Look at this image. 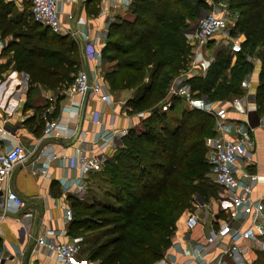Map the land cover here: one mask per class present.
Here are the masks:
<instances>
[{
  "label": "trees",
  "instance_id": "1",
  "mask_svg": "<svg viewBox=\"0 0 264 264\" xmlns=\"http://www.w3.org/2000/svg\"><path fill=\"white\" fill-rule=\"evenodd\" d=\"M168 0H133L130 10L135 15L133 22H113L108 30L107 39L102 58L116 60L115 57L107 58L103 52L111 54V50L121 47L117 56L127 54L133 49L145 48L146 64H151L149 54L152 50V36L150 20L155 17V12L161 10V22L166 13L164 4ZM176 4L182 9L187 6L196 8L197 3L192 0H177ZM230 8H238L236 20L240 31L245 36L244 44L252 50L260 46L261 67L259 82L254 94L256 111L264 114V0H231ZM12 8L0 0V31L3 35L13 34L14 39L8 44L9 51H13L14 68L28 75L29 87L41 84L49 88L63 89L65 82H69L78 73L81 64L80 49L76 41L68 36L52 33L48 28L35 22L31 13L25 16H10ZM165 26L167 23L163 20ZM162 26V25H160ZM169 26V24H168ZM119 31L112 39L113 28ZM165 32V31H163ZM184 44V43H183ZM163 48V45H162ZM217 49H229L219 45ZM214 53L213 67H219L228 62L226 59L216 58L221 53ZM243 50L237 54L242 53ZM236 54V55H237ZM179 56V53H178ZM239 70L235 77L227 82H221L214 87V80L221 75V69L210 72L207 81L197 79L192 83L194 98L199 96L207 102H220L231 97L241 96L242 81L251 71V63L245 58L239 61ZM116 68L120 64L116 63ZM132 67V64L124 63ZM164 63L158 64L155 71L150 73L147 83L138 84L136 72L129 71L123 78L113 70L104 80L108 82L111 90L124 88L136 89L135 96L130 101L133 110L149 111L143 120L142 132L133 129L121 139L119 144L108 159V166L104 168L109 174L110 181L119 186L118 205L101 206L94 209L92 216L85 210L93 207L92 203L84 204L74 197H69L76 210L72 216V231L74 236L86 232L96 231L103 227H113L116 234L110 240L95 243L97 238L89 241L92 245L85 249L88 259L95 264H153L160 260L166 249L160 248L159 239L168 238L173 234L174 228L164 229V222L153 224L150 217L139 219V208L159 202L162 197L171 196L176 208L188 207V201L195 194L203 200L218 199L219 189L210 180L211 163L206 158L204 145L205 136L214 135V117L199 107L185 108L175 125H167V113L159 111V103L167 95L171 76H164L156 81ZM174 71L179 69L173 67ZM221 68V67H220ZM215 75V77H213ZM110 77V78H109ZM214 78L213 80H209ZM191 82V81H190ZM214 87V88H213ZM177 101H174V105ZM172 105V108L173 106ZM158 107L156 112H151ZM171 108V109H172ZM124 140H130L129 146L123 147ZM148 147H146V146ZM147 156V165L141 163L142 157ZM115 174H112V170ZM146 176V177H145ZM125 199L126 203H121ZM180 205V206H179ZM166 206H168L166 204ZM221 215V211L218 212ZM90 217V218H89ZM93 221V222H92ZM173 225V222H170ZM169 223V224H170ZM132 226V229L129 227ZM261 264H264V253ZM257 263V262H256Z\"/></svg>",
  "mask_w": 264,
  "mask_h": 264
},
{
  "label": "crops",
  "instance_id": "2",
  "mask_svg": "<svg viewBox=\"0 0 264 264\" xmlns=\"http://www.w3.org/2000/svg\"><path fill=\"white\" fill-rule=\"evenodd\" d=\"M1 2L12 8L10 16L19 17L30 14L29 0H1ZM102 8L101 0H62L60 20L64 29L76 27L93 39L106 28L107 19ZM69 14L74 17L73 21L68 20ZM61 36H68L76 41L81 55L79 71L86 70L92 74L96 66L95 60L88 54L92 47L87 41L77 40L70 34L64 33ZM13 40L17 41L13 34L3 35L0 31V150L8 148L13 143H18L26 151L38 145V151L34 157L18 164L9 179V185L24 199L25 207L18 210L13 206L8 207L7 216L0 222V252L9 256L7 264H22L28 250L27 264H58L51 252L36 244V238L43 236L56 242H67L75 238H79L80 241L85 239V237L73 235L72 219L66 220L65 211L68 208L74 209L69 199L71 196L84 204L91 202L87 200V196L92 192L91 186L95 180L93 175L98 172L88 174L84 191L79 193L74 186L69 187L67 191L66 183L72 182L78 176V171L70 167L69 158L78 149L99 152L98 134L105 129L114 128L117 131L126 129L124 136L131 129L137 132L143 130V120L149 115V111L136 112L133 110L130 104L136 93V89L133 88L116 89L113 94L107 91L110 98L108 103H102L96 94L88 93L80 133L75 142L70 143L73 135L67 137V134L65 135L62 131L64 129L76 130L84 96L69 98L63 94V89L49 88L41 84H34L30 88L28 75L25 73L27 75L25 78L24 72L14 68L13 51L7 50L8 44ZM105 41L104 39L97 41L96 48L100 52L103 50ZM255 60L254 57H250L253 66L244 80L243 94L226 100L231 101L236 97H241V101L248 110L255 109L254 94L259 82L260 67ZM102 62L101 54L97 68L98 79L108 90L103 77L104 62ZM105 64L109 71L115 66L113 62ZM176 104L166 112L171 114L170 125L177 123L184 110L182 108L178 113L173 112ZM96 110L101 113L98 124L91 121V115ZM140 112H145L146 115L139 117ZM227 112L228 119L220 130L214 123V135L233 138L238 130L248 131L252 158L250 161L239 159L232 170L238 179L252 186L250 193L252 199H264V120H261L259 127L251 129L246 122V113H242L238 105L228 106ZM112 120L113 127L110 125ZM49 121L56 122L58 130L52 138L40 140L43 128ZM115 148L106 152L107 159L110 158ZM37 154L40 155L36 162L39 170H33L32 161ZM50 155L55 157L51 158ZM43 166H45V173L40 171ZM225 196V193L219 194L220 199H225ZM197 214L198 224L190 230L185 226V219L180 224L178 223L171 246L163 257L153 264H164L165 261L171 264H196L192 258L194 247L203 246L206 243V237L217 230L223 221H231L234 228L246 229L252 226L258 240L264 244V226L261 225V219H256V224L253 222L252 215L243 214L230 219V208L227 203L221 210L220 216H212L208 210ZM229 244V239L225 237L219 245L207 251L205 260L207 262L215 260L221 254L223 247ZM176 245L180 248L177 249ZM239 245L242 246L240 247L242 251L236 250L232 257H226L225 264H256L259 255L264 253L253 240L242 241ZM183 249L188 252H183ZM76 260L80 263L83 261L95 263L85 254L82 256L78 254Z\"/></svg>",
  "mask_w": 264,
  "mask_h": 264
},
{
  "label": "built area",
  "instance_id": "3",
  "mask_svg": "<svg viewBox=\"0 0 264 264\" xmlns=\"http://www.w3.org/2000/svg\"><path fill=\"white\" fill-rule=\"evenodd\" d=\"M103 4V14L106 16V28L101 31L99 35L93 39L89 38L86 32H80L76 27H70L68 30L64 29L60 20V5L62 0H29L30 13L33 20L40 25L48 28L52 33L62 35L64 33L70 34L77 40H85L91 46L89 51L90 57L95 60V69L90 74L86 70L79 71L71 81L65 82L63 87V94L67 97H83L87 93H93L98 96L99 101L108 103L110 101L107 93V88L104 83L98 79L97 68L100 64L101 52L96 48L97 41L100 39H107L108 27L112 24L115 17L127 12L133 0H101ZM68 20L73 21L74 17L69 14ZM193 48L190 56V65L193 68H200L206 70L208 65L212 62V57L209 56L205 49L209 43L214 45L226 46L233 54L242 51V43L238 37H233L229 32L228 14L225 8L213 9L207 13L202 14L196 23L195 30L192 34ZM248 87V86H247ZM192 89L189 84L183 79H177L169 88L167 98L159 105V111L167 112L171 110L174 101L183 102L188 108L199 107L206 113L211 114L215 120L217 129L228 119V106L238 105L242 113H246L248 109L241 101V97H236L231 101L220 102H204L202 106H198L192 96ZM145 112L138 113L139 117H144ZM264 120V114L261 116ZM101 113L99 110L93 111L91 121L93 123H100ZM113 127V120L110 122ZM58 130V124L49 121L45 124L40 140H47L52 138L54 133ZM1 131V128H0ZM67 134V137L74 135L75 131H62ZM127 130H115L114 128L105 129L98 134V148L99 152H87L83 149H78L74 155L69 158V165L78 171V176L70 183H66L65 188L69 191V187L74 186L80 193L85 190V181L88 174L100 171L107 160L106 152L115 148L121 143L122 137ZM206 148L213 154V181L225 193V199H214L215 210L211 212L212 216L218 215V209L221 211L225 203L230 208V219L246 214L252 215L253 222L256 224V219H261V225L264 226V199L254 200L250 193L252 186L246 184L238 179L232 167L239 159L250 161L252 152L249 146L251 145L250 136L247 130H238L233 138H225L221 135L208 136L204 140ZM38 145L32 150L26 151L20 144L13 143L8 148L0 150V222L7 216V209L9 206L15 209H23L25 207L24 199L9 185V179L15 167L26 161L30 157H34L37 153ZM54 158V155H50ZM40 155L37 154L32 161L33 170H39L36 166ZM41 173H45V166L40 169ZM65 218L67 221L72 219L71 209H66ZM198 214L196 212H188L185 218V226L188 230L194 228L198 224ZM227 237L230 244L223 247L221 254L213 261L207 262L205 255L207 251L219 245L222 240ZM206 243L201 246H195L192 252V258L196 264H225L226 257H232L234 252L242 251L240 242L245 240H253L259 245V249L264 251V244H262L254 231L252 226L246 229L234 228L231 221H223L218 229L206 237ZM36 244L44 247L51 252L58 264H95L93 262H77V256L80 252V239L75 238L67 242H56L43 236L36 238ZM176 248L179 249L176 245ZM187 253V250H182ZM9 256L0 252V264H7ZM163 262V260H162ZM164 264H171L165 261Z\"/></svg>",
  "mask_w": 264,
  "mask_h": 264
},
{
  "label": "rangeland",
  "instance_id": "4",
  "mask_svg": "<svg viewBox=\"0 0 264 264\" xmlns=\"http://www.w3.org/2000/svg\"><path fill=\"white\" fill-rule=\"evenodd\" d=\"M176 1L177 0H168V2L164 4L166 13L163 16L164 17L163 20L165 21V23H167V26H165V24L162 23L163 20L161 22V16H162L161 10H157L155 12V17H153L149 22L150 25L152 26L151 28H154L155 30L152 36V44H153L152 50L149 54V57L151 59V64L150 65L146 64L144 47L133 49L127 54H124L122 56H117L122 51L120 47L115 50H111L110 52L111 54H109L108 52L106 53L103 52V56L105 57L108 56L107 58L110 57L112 58L116 56V60L114 61L113 60L107 61L108 59L105 60L104 58H102V61L104 62V63L102 62L103 77L107 79L108 77H106V75H108L109 72L113 70L114 72H116V74H119L123 78H125L127 77L129 71H132V72H136V74L138 75L139 79L137 83L143 84L149 81L150 73L155 71L157 65L164 63L161 73L156 78V81H158L160 78L164 76L163 73L167 72L170 73L169 75L171 76L170 86L174 84L175 81H177V79H183L191 87L192 83L195 84L198 82L197 79H202V82L205 83L208 80L207 75L210 72V69H212V72L221 69V75L216 80H214V87H215L218 84H221V82H227L231 80L233 77H235L237 71L239 70L238 64L240 59L245 58L249 63H251L250 57H254L256 59L255 61L257 62V64H259V67H261L260 54H258L260 51V46L257 45L255 48L250 50L248 44L243 43L245 41V36L240 31V26L237 25L236 22L238 18L237 15L238 8H230L231 0H192V2L197 3L196 8L187 6L185 9H182L181 5L178 6L176 4ZM220 8L222 9L225 8L227 10L229 32L233 37H238L241 40L243 52L236 55L233 53H229L227 49L225 50L217 49V45L209 43L205 51L209 56L212 57V62L208 65L206 70H202L200 68H193L190 65V56L193 48L192 34L193 31L195 30L197 19L204 13H207L213 9L219 10ZM114 19L115 21L113 22L118 21V23H120L121 21L133 22L135 20V15L129 9L127 12L118 15ZM113 31L114 32L111 37L112 39H115L116 34L114 33H117L119 31L118 27L113 28ZM219 50H220L219 53L221 54L216 58L226 59L228 60V62L222 64L219 67H213L212 63L215 60L214 53ZM117 61L120 64V67L116 68V66H113V69L109 71V68L108 66H106L105 63L113 62L116 65ZM125 62L127 64L131 63L132 67L129 68V66H124ZM175 66L179 67L177 71H174L173 67ZM252 66L253 64L251 65V68ZM213 77H215V75ZM213 79L214 78L211 77V79L209 80L211 81ZM244 80L241 83V88L244 86L245 83ZM105 83L108 85L107 81H105ZM107 91H109L110 94H113L114 90H111V88H109L108 86ZM192 93H193L192 96L194 98L195 95L194 93H198V92L193 91ZM166 98L167 95L165 99ZM165 99L161 101L159 104H162L165 101ZM203 100L207 102L205 98L200 99L199 96L194 98V101L198 106L203 105L204 103ZM182 108L185 109L186 106L183 102H179L176 104V108L173 110V112L178 113ZM170 118H171V114L167 113V119H168V122H166L167 125H170L171 123L169 122ZM142 129H145L144 125H142ZM142 131L143 130L139 131V133ZM206 137L208 136H205V138ZM122 138H124V136ZM129 141L130 140H124L123 147L129 146ZM120 145H121L120 147H122V143H120ZM206 155L208 161L211 163L212 166L214 162V156L207 148H206ZM108 159L105 161L103 168L93 175L95 180L93 185L91 186L92 192L89 193V196H87L88 197L87 200L91 201L90 203H92L93 207L91 209L85 210V213H87L90 216H92L91 212L94 209H97L101 206L118 205V199H116V197L120 193L119 186L110 181L109 174L107 173L108 170L107 171L104 170L106 166L108 169L111 168V166L107 165ZM148 161L149 158L147 156L146 157L143 156L141 163L143 165L145 164L147 165ZM211 171H212V167H211ZM112 172H113L112 174H115L114 169L112 170ZM209 177L210 180L214 183L212 173L209 174ZM216 186L219 189V194H223L224 192L221 190V188L218 185ZM171 196L162 197L159 202L153 203L152 205H148L145 207L142 206L138 210L139 211L138 221L142 220L144 217L145 218L150 217L152 218L151 222L153 224H156V222H164L165 224H163V227L166 230L172 229V227L174 228L173 234L170 237L159 239L158 241L160 248L166 249L165 253L173 242V237L178 223L180 224V222L184 221L188 212L203 213L204 211L208 210L209 214L211 215V212L214 211L215 210L214 208L216 207L214 202L218 203L216 200L212 198L211 199L209 198L208 200L207 199L203 200L199 196L193 194L191 200L188 201V207H185L183 209L182 208L178 209L176 208L175 203L171 201L172 200ZM121 203H126V200L123 199ZM166 204L168 206H166ZM71 211H72V215H75L76 210L71 209ZM217 211L219 212V209ZM171 221L173 222V225H171L170 223ZM132 228H133L132 226L129 227V229ZM115 235L116 234L114 233L113 227L111 226L103 227L101 229L92 232H86L85 234L80 235L81 237H85L86 239V242L85 239L84 240L82 239V241H80V252H83L82 254L86 255L87 252L84 250L88 249L92 245V243L89 242L92 239L95 240L97 238L98 240H96L95 243H101L105 240H110ZM82 254L79 253V255L81 256ZM261 261H263L262 256L258 257L256 264H261Z\"/></svg>",
  "mask_w": 264,
  "mask_h": 264
},
{
  "label": "water",
  "instance_id": "5",
  "mask_svg": "<svg viewBox=\"0 0 264 264\" xmlns=\"http://www.w3.org/2000/svg\"><path fill=\"white\" fill-rule=\"evenodd\" d=\"M24 77L26 78V74L24 73L23 74ZM87 96H88V93L84 96V101H83V105H82V109H81V112H80V115H79V121H78V125L76 127V130L74 132V135L72 137V139L70 140V143H74L76 138L78 137L79 133H80V130H81V124H82V121H83V118H84V112H85V105H86V99H87ZM158 110V107H154L151 112H156ZM261 115L256 111V109H250L246 112V122L248 124V126L251 128V129H255L257 127L260 126L261 124ZM28 253H29V250L28 252L24 255V258H23V261H22V264H27L28 262Z\"/></svg>",
  "mask_w": 264,
  "mask_h": 264
}]
</instances>
